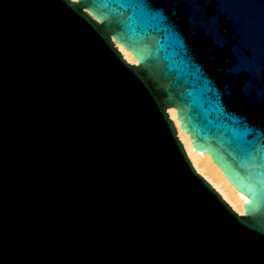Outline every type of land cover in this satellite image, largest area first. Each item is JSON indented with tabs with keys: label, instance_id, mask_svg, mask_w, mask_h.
I'll return each instance as SVG.
<instances>
[{
	"label": "water",
	"instance_id": "obj_1",
	"mask_svg": "<svg viewBox=\"0 0 264 264\" xmlns=\"http://www.w3.org/2000/svg\"><path fill=\"white\" fill-rule=\"evenodd\" d=\"M0 264H264V0H0Z\"/></svg>",
	"mask_w": 264,
	"mask_h": 264
},
{
	"label": "bare ground",
	"instance_id": "obj_2",
	"mask_svg": "<svg viewBox=\"0 0 264 264\" xmlns=\"http://www.w3.org/2000/svg\"><path fill=\"white\" fill-rule=\"evenodd\" d=\"M118 50L126 61L137 63L135 55L120 42H115ZM169 117L172 119L176 134L181 141L192 165L222 196V198L239 214L244 212V202L248 196L239 191L234 184L225 176L223 170L212 160L207 151L198 150L192 145V138L188 132L180 127V120L177 118L176 108L167 107Z\"/></svg>",
	"mask_w": 264,
	"mask_h": 264
}]
</instances>
